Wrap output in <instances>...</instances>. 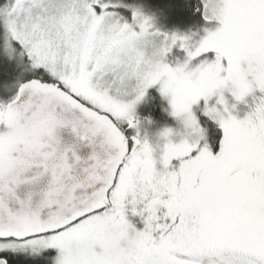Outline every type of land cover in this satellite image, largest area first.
<instances>
[{
  "label": "snow or ice",
  "instance_id": "6c2138e0",
  "mask_svg": "<svg viewBox=\"0 0 264 264\" xmlns=\"http://www.w3.org/2000/svg\"><path fill=\"white\" fill-rule=\"evenodd\" d=\"M0 264H264V0H0Z\"/></svg>",
  "mask_w": 264,
  "mask_h": 264
}]
</instances>
